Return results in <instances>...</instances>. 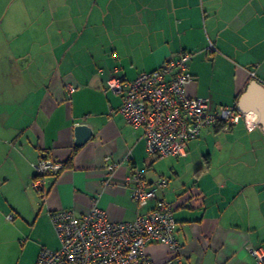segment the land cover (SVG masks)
<instances>
[{
    "label": "crops",
    "instance_id": "0c3cea01",
    "mask_svg": "<svg viewBox=\"0 0 264 264\" xmlns=\"http://www.w3.org/2000/svg\"><path fill=\"white\" fill-rule=\"evenodd\" d=\"M182 54L193 77L187 94L211 110L236 107L252 82L264 89V0H0V165L11 169L0 190L13 179L28 198L23 208L0 201V217L45 240L34 264L41 249L60 247L55 211L97 206L115 222L145 213L124 182L135 172L150 186L168 181L154 188L174 207L171 264H255L250 248L264 251V129L219 123L188 143L185 158H156L120 114L121 97L105 92L112 78L133 80ZM77 125L92 131L81 147ZM47 157L63 168L36 192L32 165ZM145 252L154 264L171 256L160 244Z\"/></svg>",
    "mask_w": 264,
    "mask_h": 264
},
{
    "label": "built area",
    "instance_id": "2783aa9c",
    "mask_svg": "<svg viewBox=\"0 0 264 264\" xmlns=\"http://www.w3.org/2000/svg\"><path fill=\"white\" fill-rule=\"evenodd\" d=\"M188 58L182 54L133 80L112 78L108 82L105 92L121 97L119 112L131 127L143 130L149 156L185 158L188 143L203 129L219 123L224 131L239 122L248 130L255 128L253 112L242 113L235 106L211 110L209 100L187 94L186 87L193 81L187 71ZM32 167L35 174L30 187L40 192L45 177L57 175L63 164L47 157ZM117 167L110 164L105 172L111 176ZM124 182L132 184V199L138 209H148L145 213L131 222H115L97 206L81 216L71 210L55 211L51 221L60 247L41 249L36 264H154L145 252L150 244L166 246L171 256L164 264H171L179 252L174 207L158 199L154 188L166 187L168 181L161 178L150 186L140 172H135ZM6 219L12 221L13 216ZM250 253L255 264H264L263 250L251 247Z\"/></svg>",
    "mask_w": 264,
    "mask_h": 264
},
{
    "label": "rangeland",
    "instance_id": "374dc122",
    "mask_svg": "<svg viewBox=\"0 0 264 264\" xmlns=\"http://www.w3.org/2000/svg\"><path fill=\"white\" fill-rule=\"evenodd\" d=\"M6 153V149L0 147V162L6 157ZM10 173L11 169L7 165L0 167V174L9 175ZM17 184V181L15 182L13 179L8 181L0 190V201L4 202V199L8 197L12 205L23 208L28 204V198L17 191ZM8 211L14 214L12 210ZM7 222L9 225L5 223L4 217L1 215L0 264H34L36 249L40 246H46L44 243L45 240H38V233L33 230L31 224H24L14 229L12 227L17 226L15 225L16 223L11 221ZM55 241L58 243L56 237Z\"/></svg>",
    "mask_w": 264,
    "mask_h": 264
},
{
    "label": "water",
    "instance_id": "95a60500",
    "mask_svg": "<svg viewBox=\"0 0 264 264\" xmlns=\"http://www.w3.org/2000/svg\"><path fill=\"white\" fill-rule=\"evenodd\" d=\"M236 109L239 112H253L256 116L255 124L264 129V89L257 83L248 85L245 92L237 102ZM92 136V131L86 125L74 127V145L81 147L87 143Z\"/></svg>",
    "mask_w": 264,
    "mask_h": 264
},
{
    "label": "trees",
    "instance_id": "16d2710c",
    "mask_svg": "<svg viewBox=\"0 0 264 264\" xmlns=\"http://www.w3.org/2000/svg\"><path fill=\"white\" fill-rule=\"evenodd\" d=\"M218 128L219 129H222L223 128V125L221 124V125H218Z\"/></svg>",
    "mask_w": 264,
    "mask_h": 264
},
{
    "label": "bare ground",
    "instance_id": "6f19581e",
    "mask_svg": "<svg viewBox=\"0 0 264 264\" xmlns=\"http://www.w3.org/2000/svg\"><path fill=\"white\" fill-rule=\"evenodd\" d=\"M254 116H255V114H254Z\"/></svg>",
    "mask_w": 264,
    "mask_h": 264
}]
</instances>
